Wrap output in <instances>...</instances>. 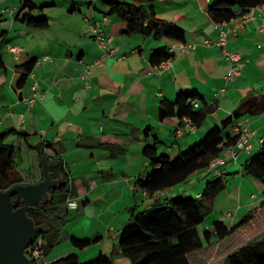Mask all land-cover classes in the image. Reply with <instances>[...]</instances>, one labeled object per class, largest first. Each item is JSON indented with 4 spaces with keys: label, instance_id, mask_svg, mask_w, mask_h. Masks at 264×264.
<instances>
[{
    "label": "crops",
    "instance_id": "0c3cea01",
    "mask_svg": "<svg viewBox=\"0 0 264 264\" xmlns=\"http://www.w3.org/2000/svg\"><path fill=\"white\" fill-rule=\"evenodd\" d=\"M23 1L0 0V135L12 131L4 142L15 147L16 170L23 183L41 179L44 156L57 161L74 190L60 205L59 237L44 264L70 253L86 262L112 252L114 264H130L119 252L120 231L130 212L148 207L156 198L205 199L209 222L203 226L202 221L198 232L200 236L207 232L210 238L188 254L189 264H220L240 247L258 241L264 234V210L222 239L214 236L213 223L221 221L230 228L264 197V184L242 173L243 164L264 140V112L238 120L253 131L251 150L237 151L235 159L226 157L218 167L222 187L215 191H208L212 181L208 169L153 195L136 190L134 180L151 170L142 154L145 145H154L158 153L173 159L209 129L245 110L253 93L264 88V3L239 26L233 18L212 20L209 9L216 0L146 4L157 18L183 29V41H177L162 33L157 37L121 33L124 22L107 13L103 0H30L41 8L29 14L48 22L45 29L30 28L20 20L27 12H20ZM93 22L112 37L113 56H102L90 27ZM221 28L228 29L227 47L241 53L233 80L225 79L229 63L220 48L204 43L216 40ZM179 42L194 48L181 51ZM15 47L21 49L12 50ZM158 49L171 56L165 59L170 63L156 71L149 59ZM98 59L103 60L101 67L95 64ZM29 63L33 64L26 73ZM86 68L87 78L82 79ZM35 82L44 95L29 107L25 100ZM184 90L195 92L208 107L199 127L186 126L176 115L158 117L160 102L173 101ZM235 132L231 125L225 129L226 134ZM95 237L99 238L82 249L71 244V238Z\"/></svg>",
    "mask_w": 264,
    "mask_h": 264
},
{
    "label": "trees",
    "instance_id": "16d2710c",
    "mask_svg": "<svg viewBox=\"0 0 264 264\" xmlns=\"http://www.w3.org/2000/svg\"><path fill=\"white\" fill-rule=\"evenodd\" d=\"M152 1L133 3L125 0H103V3L109 15L124 22L121 33L125 35L151 34L157 37L162 33L166 37L183 41V29L179 25L157 18L153 7L146 6ZM263 3L264 0H216L209 9V14L216 23L227 22ZM40 8L30 0H24L20 12L23 10L27 12L21 15L20 20L30 28H47L46 19H36L29 14V11ZM170 56L166 49H158L153 51L149 60L155 65ZM33 63L26 66V73ZM253 94L252 101L244 108L245 110L233 113L220 126L209 129L202 138L178 152L177 157L173 159L158 153L154 145H145L142 154L148 160L151 170L145 176H139L134 180V188L153 195L186 181L195 171L208 169L210 162L221 156L226 148L234 146L239 137L237 132L232 135L226 134L225 129L230 125L233 127L246 115L255 116L264 112V88ZM194 101L199 102L197 107L193 106ZM207 113L208 107L199 100V96L195 92L184 90L180 91L173 101L160 102L158 117L160 120L174 115L180 119L187 117L194 127H199ZM11 132L7 131L0 135V191L24 181L16 170L15 147L4 142L5 137ZM53 171L52 177H61L62 183L56 188L49 189L48 198L27 211L35 224L46 225V230L36 237L42 239L39 253L33 255L30 252L31 246L25 250L32 264H36L37 261L45 262V257L59 237V225L62 222L60 205L74 191L67 185L65 171L63 172L60 165ZM242 173L264 184V140L258 151L243 164ZM220 176L211 174L212 181L207 184L210 185L208 188L210 193L222 187ZM10 201L12 208L20 205L18 196H13ZM206 210L204 198H156L148 207L130 212L129 219L120 231L119 252L130 261V264H189L188 254L200 249L210 238L209 233L204 232L200 236L198 232V226L204 220ZM263 210L264 197L230 228L221 221H215L214 236L217 239L224 238L230 231L247 223ZM98 238L81 240L71 238V244L77 249H82ZM113 255V252L110 255L99 254L92 260L80 262L76 254L70 253L48 264H114ZM221 262L220 264H264V234L258 241L240 247Z\"/></svg>",
    "mask_w": 264,
    "mask_h": 264
},
{
    "label": "water",
    "instance_id": "95a60500",
    "mask_svg": "<svg viewBox=\"0 0 264 264\" xmlns=\"http://www.w3.org/2000/svg\"><path fill=\"white\" fill-rule=\"evenodd\" d=\"M57 161L40 157L41 179L34 183H18L0 191V264H32L25 250L46 225L35 224L27 211L48 198V190L62 183L52 177ZM18 196L20 205L11 206V198Z\"/></svg>",
    "mask_w": 264,
    "mask_h": 264
},
{
    "label": "built area",
    "instance_id": "2783aa9c",
    "mask_svg": "<svg viewBox=\"0 0 264 264\" xmlns=\"http://www.w3.org/2000/svg\"><path fill=\"white\" fill-rule=\"evenodd\" d=\"M252 15H253V9H250L246 11L245 13L233 18L235 22V26L237 25L239 26V24H242L245 20L251 18ZM90 27H91L93 37L96 43L98 44L99 48L102 50V56L103 57L113 56L115 48L111 46L112 37L107 36L105 32L102 31V28L96 22L91 23ZM227 31L228 29L225 30L221 28L218 38L216 40H212V41L205 40L204 43L205 45H216L220 48L223 57L229 63V67H228L229 69L225 75V79L233 80L238 75V72H239L238 63L241 59V53L235 50H230L227 47V40H226ZM177 47L179 50L186 52L189 49L194 48V44L179 42ZM20 49H21L20 47L12 48V50L14 51H19ZM169 63H170L169 60L162 61L158 64L152 65V69L158 71L160 69L165 68ZM95 64L101 67L103 65V60L98 59L95 61ZM88 72L89 70L88 68H86L84 73L81 75L82 79L87 78ZM30 89H31V94L25 100L26 104L29 107H31L34 104L36 99L42 98L44 95L40 90H38L36 82L30 86ZM198 104H199L198 101L193 102L194 107L195 106L197 107ZM182 120L186 126L188 125V127L190 128L193 127V125L191 124V121L187 117H183ZM234 130L239 134V137L236 140V143L234 146L226 148L223 151V155L215 158L213 161L210 162L208 166V171H210L212 175L220 176L222 174V170H220L218 167L224 165L226 161V157H229L230 159H235L237 156V151L249 153L251 150L250 138L253 135V131H251L244 123H242V121H237L234 124ZM177 133L179 134L181 133L180 128L177 129ZM68 205L70 207H74L75 203L68 202ZM41 244H42V239L35 238L33 243L30 245L31 246L30 252L33 255H37L39 253Z\"/></svg>",
    "mask_w": 264,
    "mask_h": 264
},
{
    "label": "rangeland",
    "instance_id": "374dc122",
    "mask_svg": "<svg viewBox=\"0 0 264 264\" xmlns=\"http://www.w3.org/2000/svg\"><path fill=\"white\" fill-rule=\"evenodd\" d=\"M126 2H131V1H129V0H125ZM255 153L254 152H252V155H254ZM20 158L22 159V162H23V164H27L28 163V158L24 155V154H21L20 155ZM208 220V217H207V215L205 216V220H203L204 222L202 223L203 224V226L206 224V223H208L209 221H207ZM52 253L50 252V255H51ZM36 264H44V261H37V263Z\"/></svg>",
    "mask_w": 264,
    "mask_h": 264
}]
</instances>
